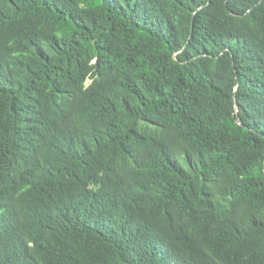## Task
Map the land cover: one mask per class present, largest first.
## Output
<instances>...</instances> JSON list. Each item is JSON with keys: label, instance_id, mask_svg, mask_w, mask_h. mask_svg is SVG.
I'll return each mask as SVG.
<instances>
[{"label": "trees", "instance_id": "obj_1", "mask_svg": "<svg viewBox=\"0 0 264 264\" xmlns=\"http://www.w3.org/2000/svg\"><path fill=\"white\" fill-rule=\"evenodd\" d=\"M264 0H0V264H264Z\"/></svg>", "mask_w": 264, "mask_h": 264}, {"label": "water", "instance_id": "obj_2", "mask_svg": "<svg viewBox=\"0 0 264 264\" xmlns=\"http://www.w3.org/2000/svg\"><path fill=\"white\" fill-rule=\"evenodd\" d=\"M263 171H264V165H263Z\"/></svg>", "mask_w": 264, "mask_h": 264}]
</instances>
